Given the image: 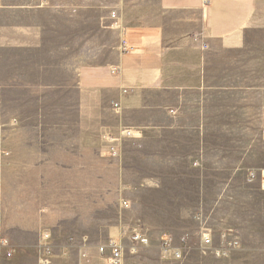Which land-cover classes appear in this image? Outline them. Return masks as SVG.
Segmentation results:
<instances>
[{
    "label": "crops",
    "instance_id": "obj_1",
    "mask_svg": "<svg viewBox=\"0 0 264 264\" xmlns=\"http://www.w3.org/2000/svg\"><path fill=\"white\" fill-rule=\"evenodd\" d=\"M253 134L264 0H0V264H37L42 244L49 264L104 262L109 202L181 220L224 170L219 145L236 159Z\"/></svg>",
    "mask_w": 264,
    "mask_h": 264
},
{
    "label": "rangeland",
    "instance_id": "obj_2",
    "mask_svg": "<svg viewBox=\"0 0 264 264\" xmlns=\"http://www.w3.org/2000/svg\"><path fill=\"white\" fill-rule=\"evenodd\" d=\"M131 132L133 136L134 133L132 130ZM248 145L252 149L251 158L238 159L241 156L240 148ZM219 146V167L224 170L206 171L209 177L205 183L206 190L201 206L186 209V216L179 220L175 218L177 209L141 206L137 199L136 206L126 210L109 202L107 209L109 238L96 240L98 245L116 237L115 241L127 247L128 242L126 243L122 237L135 230L146 234L150 243L146 247H140L134 255L126 251L122 264H264V187L258 180L246 183L243 175L246 167H264V150L261 148L264 147V139L253 134L247 139L246 144L232 145L236 146L234 155L236 159L228 158L227 144ZM206 155L208 159L203 161L205 167L211 163L209 158L211 154ZM227 167L236 168L235 172L228 175ZM219 184L223 189L221 193L216 190ZM216 195L220 196V203L211 205L214 204ZM126 202L127 205L124 207L131 205L130 201ZM101 224L103 228V222ZM98 231V226L93 228V234ZM201 234H209L214 245L231 238H236L238 245L230 249L227 257L217 256L210 249L201 248ZM166 236L172 238L174 245L180 244L181 238L184 237L183 258L175 260L162 255V240ZM47 237L48 233H44L42 239ZM42 247L39 250L37 264H41L39 263L41 258L47 259L49 264V249L45 244H42ZM82 256L85 258V253ZM101 261L100 264H105L102 259ZM85 262L91 264L88 258Z\"/></svg>",
    "mask_w": 264,
    "mask_h": 264
},
{
    "label": "built area",
    "instance_id": "obj_3",
    "mask_svg": "<svg viewBox=\"0 0 264 264\" xmlns=\"http://www.w3.org/2000/svg\"><path fill=\"white\" fill-rule=\"evenodd\" d=\"M204 3H208V0H204ZM110 16L114 19L115 13L111 12ZM123 42H125L123 40ZM112 73H117L119 71L118 66L114 65L110 67ZM123 92H126V89H123ZM114 110L118 111L117 103L113 104ZM121 136L124 138H129L132 136V132L128 128H124L121 131ZM248 181L258 180L260 185L264 187V169H252L248 176ZM123 206L127 205L126 201L122 202ZM184 237L181 238V243L174 245L172 243V238L170 236H166L162 240V249L161 253L164 257L169 259L179 260L183 258L185 252L184 246ZM150 243L149 237L142 233L141 231H132L128 236V245H122L120 242L115 240H109L104 244L98 245L97 251L101 257L104 259L105 264H122L124 259V254L126 251L134 254L140 247H146ZM238 245V241L236 238L226 239L225 241H221L218 245H214L212 238L209 234H201L200 246L203 250H208L217 256L227 257L231 248H234ZM47 259H39V263L47 264Z\"/></svg>",
    "mask_w": 264,
    "mask_h": 264
}]
</instances>
